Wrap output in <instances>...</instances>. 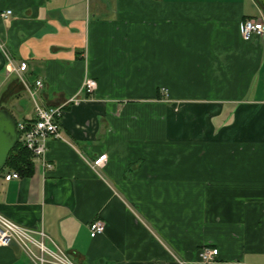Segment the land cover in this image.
I'll return each instance as SVG.
<instances>
[{
	"label": "crops",
	"instance_id": "obj_1",
	"mask_svg": "<svg viewBox=\"0 0 264 264\" xmlns=\"http://www.w3.org/2000/svg\"><path fill=\"white\" fill-rule=\"evenodd\" d=\"M262 14L258 0H0V107L35 118L10 59L43 81L39 102L65 105L45 161L0 175V213L76 264H264V38L240 30ZM0 264L36 263L14 240Z\"/></svg>",
	"mask_w": 264,
	"mask_h": 264
},
{
	"label": "built area",
	"instance_id": "obj_2",
	"mask_svg": "<svg viewBox=\"0 0 264 264\" xmlns=\"http://www.w3.org/2000/svg\"><path fill=\"white\" fill-rule=\"evenodd\" d=\"M12 11L7 10L2 15L8 16ZM242 36L250 39L253 35L264 38V15L245 19L240 27ZM12 69L18 75L21 82L27 88L34 102L35 118L32 120H19L17 128L19 131V142L26 146L35 157H41L45 161L48 150L49 137L64 139L61 130V120L64 115V104L48 106L37 100L38 89L43 87V81L37 79L33 84L28 81L25 72L28 69V63L25 61L19 64L10 59ZM97 80L87 77L84 79L82 90L86 93H92L97 89ZM83 98L75 96L69 99L70 103L78 104ZM67 102V103H69ZM107 154L104 153L93 160V167L102 168L105 165ZM17 171H11L4 174L6 180L19 178ZM90 234L96 237L106 230V222L102 218L93 220L90 224ZM45 233L42 230L25 227L7 216L0 213V244H9L17 240L21 243L27 255L35 261L36 264H76L61 249H51L44 242ZM219 253L218 248L204 246L200 251V257L204 262L215 261Z\"/></svg>",
	"mask_w": 264,
	"mask_h": 264
},
{
	"label": "water",
	"instance_id": "obj_3",
	"mask_svg": "<svg viewBox=\"0 0 264 264\" xmlns=\"http://www.w3.org/2000/svg\"><path fill=\"white\" fill-rule=\"evenodd\" d=\"M264 7V0H258ZM19 142L17 120L7 108L0 109V175L11 150Z\"/></svg>",
	"mask_w": 264,
	"mask_h": 264
},
{
	"label": "trees",
	"instance_id": "obj_4",
	"mask_svg": "<svg viewBox=\"0 0 264 264\" xmlns=\"http://www.w3.org/2000/svg\"><path fill=\"white\" fill-rule=\"evenodd\" d=\"M259 4L261 5L260 2ZM261 7L264 11V7L262 5ZM2 108L5 107H0V109ZM32 157V152L21 142H18V144L9 153L7 164L2 172H5V169L9 168L16 170L22 176H29L34 171V162Z\"/></svg>",
	"mask_w": 264,
	"mask_h": 264
},
{
	"label": "rangeland",
	"instance_id": "obj_5",
	"mask_svg": "<svg viewBox=\"0 0 264 264\" xmlns=\"http://www.w3.org/2000/svg\"><path fill=\"white\" fill-rule=\"evenodd\" d=\"M75 96H77V95H75ZM75 96H73V97H75ZM71 98H72V97H71ZM67 102H69V99L67 100ZM24 103H29V104H30V100H29L28 97H25V98H24ZM69 103H70V102H69ZM15 115H16V117L19 116L17 113H15Z\"/></svg>",
	"mask_w": 264,
	"mask_h": 264
}]
</instances>
